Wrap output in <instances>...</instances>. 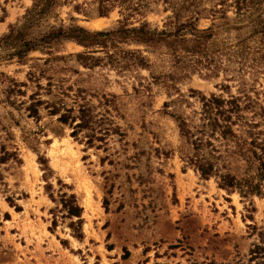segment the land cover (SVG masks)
I'll list each match as a JSON object with an SVG mask.
<instances>
[{"label":"rangeland","instance_id":"obj_1","mask_svg":"<svg viewBox=\"0 0 264 264\" xmlns=\"http://www.w3.org/2000/svg\"><path fill=\"white\" fill-rule=\"evenodd\" d=\"M36 1L0 0V264H264V180L203 118L264 139V0Z\"/></svg>","mask_w":264,"mask_h":264},{"label":"trees","instance_id":"obj_2","mask_svg":"<svg viewBox=\"0 0 264 264\" xmlns=\"http://www.w3.org/2000/svg\"><path fill=\"white\" fill-rule=\"evenodd\" d=\"M53 0H37L41 4L39 9H44L47 6L51 4ZM260 0H235L236 2V8L240 9L241 7H244L246 5H251V4H259ZM35 6V5H34ZM32 8L28 10V13L30 12ZM258 24H259V31L264 30V19L258 18ZM75 30L78 31V34L73 35L70 32L64 33L59 29L58 31L55 32L57 35H61L63 37H75L79 40L83 39L86 34H89V31L84 29L81 26H75ZM196 31H205V30H198L195 29ZM100 32H96L98 34ZM163 33V32H161ZM199 37V35H198ZM215 103L217 104L216 106V112L211 111V106H208V108L204 111V119L206 120L205 126H208L211 130H216L218 129L220 131V135L223 138L228 139L231 137L234 140L236 150L239 152L246 160L247 165H251L255 168L256 173L255 175L259 180H264V139H261L260 141H257V137H253L251 139H247L245 137H242L241 135H237L232 126L236 123V119H239L240 115L238 113V110L240 109L239 107H236L235 110L230 109H220L222 104H223V99H214ZM220 107V108H219ZM264 109V108H262ZM264 112V110H262ZM234 116V119H232V115ZM64 114L61 115V118L64 119ZM242 117V116H241ZM264 120V118H262ZM245 124L249 125L250 127L257 126L259 122H253V123H246ZM178 125L183 132V134H188L190 133V128L188 127L186 121L184 119H179ZM76 126H80L79 122L76 123ZM204 126V125H203ZM206 144H210L209 141L205 142ZM203 140L201 137H195L192 139V144L194 146V149L196 151L202 147ZM201 150V149H200ZM194 164L196 167L199 169L200 173L202 175H210L211 173H216L218 169L214 168L213 162L209 161L202 155H199V153L194 154L193 158ZM218 176L220 177V184L224 187H230V188H239L240 192L243 194H248V193H261L260 190V182L259 181H253L250 179V177L246 176L244 178L237 179L229 173L228 171H223V172H218ZM73 198L74 196L71 195ZM78 205H72L69 207V212L70 213H77L78 214ZM260 245H256L254 250L251 252H255L257 250H262Z\"/></svg>","mask_w":264,"mask_h":264},{"label":"bare ground","instance_id":"obj_3","mask_svg":"<svg viewBox=\"0 0 264 264\" xmlns=\"http://www.w3.org/2000/svg\"><path fill=\"white\" fill-rule=\"evenodd\" d=\"M95 24H96V25H100V24H101V20H100V19H99V20H96V21H95Z\"/></svg>","mask_w":264,"mask_h":264}]
</instances>
